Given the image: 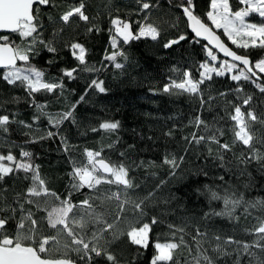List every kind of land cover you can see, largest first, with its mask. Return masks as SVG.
I'll list each match as a JSON object with an SVG mask.
<instances>
[{"label": "snow or ice", "instance_id": "obj_1", "mask_svg": "<svg viewBox=\"0 0 264 264\" xmlns=\"http://www.w3.org/2000/svg\"><path fill=\"white\" fill-rule=\"evenodd\" d=\"M136 2L139 5L137 14L141 19L135 22L109 14L107 31L111 51L105 50L98 67L88 62V49L84 44L75 39L66 40L63 35L66 28L81 24L87 34L102 31L94 22L97 17L87 14L85 0L69 4L59 14L58 20L49 15L51 31L48 36H45L48 29L42 13L45 9L57 7L56 0H0V81L22 89L25 93L23 102L35 110L33 122L29 124L16 119V113L9 114L4 107L9 103H20L21 97L4 100L0 103V133L7 134L11 124H18L29 130L25 132L30 136L28 143L59 137L71 169L68 172V194L61 197L48 187L40 166L33 161L32 152L21 147L17 156L11 151L16 145H9L6 154L0 153V185L5 178L19 174H23V179L29 182L23 192L15 194L11 203L3 195L7 190L0 187V264H125L111 250L112 245L122 238L135 248L133 259L126 264H137L149 248L152 252L147 264H220L221 261L227 264V260H231L232 264H241L244 257H247V264H264V255H261L264 254V216L254 217L258 226L245 230L255 235L251 243L231 236L224 237L207 226L202 229L199 223L187 216L176 223L168 219L176 215V209L172 207L177 199L176 194L170 192L164 197L157 196L167 181L161 180L155 189L140 196L135 194L139 185L130 176L131 166L123 160L113 161L105 156L103 147L99 150L84 149L82 160L71 155L67 138L60 135L59 129L65 121L75 122V108L85 100L88 90L94 89L101 94L107 92L102 79H91L85 94L66 111L48 112L47 102L37 100L38 95H62L66 88L65 79L75 80L80 73H99L109 65L117 70L123 69L124 64L118 58L127 61L123 45L131 41L141 38L158 40L163 29L150 22L153 10L159 7L158 2ZM167 2L181 9L195 36L211 46L205 49L209 59L199 64L198 78L186 70L179 79L169 78V82L160 90L172 96L186 95L197 103V115L189 120L194 131L183 139L188 145H203L206 161L211 160L214 167L223 170V173L215 176L219 183H199L200 177L209 178V172L203 167L188 173V178L196 183L194 191L197 197H202L207 204V211L199 220L210 221L216 217L238 222V213L247 217L253 215V211L264 212V197L249 198L246 195L255 188L249 169L255 166L258 173L264 175V113H257L250 106L252 95H241L244 89L240 83L251 82L264 94V83H261L264 79V56L253 61L249 55L239 54L229 47L217 34L222 31V35L236 49L245 52L248 49L264 50V0H237L238 5L243 6L238 8H234L230 0H210L207 22L194 14V0H178L174 5L172 0ZM251 14L258 16L260 22H249L246 18ZM133 23L138 26L135 30ZM185 39L184 35H180L164 43L163 47L171 48ZM62 50H67L76 64L71 68H60L57 76H50L46 68L32 62L41 52L55 56ZM216 52L229 59L218 60ZM105 61L108 63L105 64ZM45 63L52 65L54 60L48 59ZM172 71L178 70L173 68ZM227 74H231L230 79L236 82L235 92L239 103L225 99V115L230 122L228 131L232 138L230 142H221L225 128L219 122L224 120V116L217 114L211 121L203 117L204 111L213 112L219 106L217 96L211 91L206 92L201 86L212 81L214 76ZM152 91L155 94L157 90ZM218 95L227 97L224 92ZM41 118L46 119L49 128L56 131L47 130L38 137L32 134L33 125ZM119 128V121H105L91 130L115 133ZM166 135L171 136L172 132ZM106 147L111 150L114 144ZM237 148L238 152L235 151ZM187 151L188 148H185V153ZM119 155L123 157L125 154L121 152ZM184 160V156L164 155L162 164L168 166L169 177H177ZM155 165V161L147 165L141 161L137 167ZM225 174L230 178L226 179ZM74 193H80L84 198L73 201ZM113 202L111 211H98V208ZM150 210L155 214H151ZM37 212H43L44 216L38 219ZM10 222H14L11 229ZM156 225H162L166 231L157 233L153 238V226ZM43 226L54 230V234H43ZM189 228L193 231H189ZM161 236L164 238L161 239ZM183 250L187 251L186 256L182 255ZM178 254L182 258H178Z\"/></svg>", "mask_w": 264, "mask_h": 264}, {"label": "trees", "instance_id": "obj_2", "mask_svg": "<svg viewBox=\"0 0 264 264\" xmlns=\"http://www.w3.org/2000/svg\"><path fill=\"white\" fill-rule=\"evenodd\" d=\"M77 2L78 0H56L57 7L44 10L42 19L48 29V31H45V36H48L51 31L48 16L51 15L58 20L59 14L66 10L69 4ZM153 2H158L159 7L153 10L150 22H155L163 29L158 40L141 38L140 40L131 41L129 44L123 45V49L128 56L127 61L118 58L124 64L123 69L117 70L109 65L99 73H80L75 80L68 81L65 79L66 88L62 95H38L37 100L47 102L48 112L66 111L72 104L79 101L81 95L85 94L91 79H102L107 92L101 94L94 89L88 90L85 100L75 108L73 113L75 122L65 121L59 129L60 135L67 138L71 155L82 160L84 149L99 150L103 147L105 156L113 161L123 160L124 163L131 166L130 176L133 178L134 183L139 185V188L135 189V194L143 196L155 189L161 180L167 181L164 187L157 192V196L164 197L169 195L170 192L176 194L177 199L172 204V207L176 209V215L168 217L169 220L179 223L182 217L187 216L199 223L202 229L207 226L224 237L231 236L236 240L251 243L255 239V235L245 230L258 226V222L254 217L264 216V212L253 211V215L247 217L238 213L240 215L238 222H229L226 219L216 217H213L210 221L199 220V217L207 211V204L202 197H197L194 191L196 183L188 178V173L203 167L209 172V178L200 177L198 182L219 183L215 180V176L223 173V170L214 167L211 160L206 161L207 154L203 145H188L183 139L185 136H190L194 131V128L189 124V120L197 115V103L186 95L172 96L160 90L169 82V78L179 79L180 74L186 70L191 71L193 77L198 78L199 64L209 59L205 50L207 46L188 33L181 9L171 6L167 0H153ZM85 3L87 14L90 17H97L94 22L99 25L102 31L87 34L83 30V24H81L79 27L73 25L66 28L63 35L66 40L75 39L84 44L88 49V62L99 67L105 55V50L111 51L107 31L109 14L119 15L135 22L141 19V16L137 14L139 5L136 0H85ZM176 3H178V0H172V5ZM230 3L234 8L243 7L238 5L237 0H230ZM194 5V14L207 22L206 12L210 9V0H194ZM246 19L250 22H260V18L255 14H251ZM164 21H168V23H164ZM173 23L175 24L174 27L171 26ZM136 27L138 26L133 23L134 30ZM217 34L221 35V39L229 47L239 54L249 55L253 61L264 56V50L248 49L245 52L243 49H236L222 35V31H218ZM180 35H184L186 39L171 48L165 49L163 47L164 43L176 39ZM48 59H53L54 63L47 65L45 62ZM218 60L223 59L218 56ZM32 62L39 67L46 68L50 76L59 75L60 68H71L76 64L67 50H62L55 56L47 52H41L39 56L33 58ZM104 63L107 64L108 62L105 61ZM173 68L178 71H172ZM230 75L214 76L212 81H208L201 86L206 92L211 91L214 96H217L219 106L213 112L204 111L203 117L211 121L217 114L224 116V120L219 122L225 128V135L221 142H230L232 138L231 132L228 131L230 122L225 115L227 108L225 99L239 103L235 92L237 85L236 82L230 79ZM240 83L244 89V93L241 95H252L253 101L250 106L255 108L257 113H264V94H261L251 82L241 81ZM261 83H264V79L261 80ZM152 89L157 90L155 94ZM220 92L227 93V97H219ZM13 96L21 97L22 100L18 104L9 103L4 105L8 113L15 112L16 119L32 124L35 110L23 102L24 91L0 81V103ZM228 110L230 111V109ZM105 121H119L120 128L115 133L93 132L91 130L94 127L98 128L99 124ZM9 127V133H0V153L6 154L9 145H16L12 147L11 151L17 156L21 147L32 152L33 161L40 166V172L46 179L48 187L60 194L61 197L66 196L69 183L68 172L71 169L68 156L63 151L59 137L28 143L30 136L25 135V132H29L28 129L18 124H11ZM256 127H259V125ZM36 129H39V132H36ZM47 130L56 131V129L49 128L46 119L41 118L33 125L32 134L38 137ZM169 131L172 132L171 136L166 135ZM108 144H114V147L109 150L106 147ZM185 148H188L187 153H185ZM235 151L238 152L239 148ZM121 152L125 154L123 157L119 155ZM169 153L175 154L177 157H185L177 177H169L168 166L162 164L164 155ZM229 156L231 157V154ZM141 161L145 165L150 161H155L156 165L154 167H137ZM249 171L252 172L255 188L246 193L247 197H264V175H260L255 166H252ZM180 177L184 178L181 179ZM225 178L229 179L230 177L225 174ZM28 185L29 182L23 179V174H19L18 176L5 178L0 187L7 190L3 195L11 203L15 194L23 192ZM83 198L80 193H74L72 196L73 201H79ZM178 205L180 207H177ZM26 207L29 206L26 205ZM113 207L114 202L105 204L103 208H98V211L105 209L111 211ZM150 213L155 214L152 210H150ZM36 216L39 219L44 216V213L37 212ZM108 218L111 220L112 217L109 216ZM13 226L14 222H10L9 228L11 229ZM77 231L79 230L77 229ZM165 231L166 229L162 225L153 226V238L157 233ZM189 231H193V229L189 228ZM43 234L53 235L54 230L43 226ZM163 238L161 236V239ZM111 250L117 254L118 258H122L125 264L127 261L132 260L135 255V248L129 245L125 238L113 244ZM151 252L152 249L149 248L140 257L137 264H147ZM182 255L186 256L187 251L183 250ZM178 258H182L181 254H178ZM220 264H225V262L221 261ZM227 264H232V261L227 260ZM241 264H247V257L243 258Z\"/></svg>", "mask_w": 264, "mask_h": 264}, {"label": "water", "instance_id": "obj_3", "mask_svg": "<svg viewBox=\"0 0 264 264\" xmlns=\"http://www.w3.org/2000/svg\"><path fill=\"white\" fill-rule=\"evenodd\" d=\"M120 1H133V0H120ZM184 19H185V22H186V29H187L188 33L191 34L195 39H197L198 41L203 42L207 47L210 48L211 46L207 44V41L203 40V39L200 38V37H196V36H195V34L191 31V28H190V26H189V24H188V22H187V18L184 17ZM214 51H215V50H214ZM215 54H216L217 56H219L220 58H222V59H229V58H225V57H223V54H222V53L216 52ZM241 67H242V66H241ZM0 71H2V70H0Z\"/></svg>", "mask_w": 264, "mask_h": 264}, {"label": "rangeland", "instance_id": "obj_4", "mask_svg": "<svg viewBox=\"0 0 264 264\" xmlns=\"http://www.w3.org/2000/svg\"><path fill=\"white\" fill-rule=\"evenodd\" d=\"M210 10V9H209ZM250 22V21H249ZM256 23V22H255ZM259 23V22H258Z\"/></svg>", "mask_w": 264, "mask_h": 264}]
</instances>
